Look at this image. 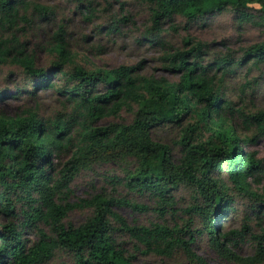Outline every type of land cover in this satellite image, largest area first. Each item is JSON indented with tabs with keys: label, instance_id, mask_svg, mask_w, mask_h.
I'll list each match as a JSON object with an SVG mask.
<instances>
[{
	"label": "trees",
	"instance_id": "obj_1",
	"mask_svg": "<svg viewBox=\"0 0 264 264\" xmlns=\"http://www.w3.org/2000/svg\"><path fill=\"white\" fill-rule=\"evenodd\" d=\"M137 1L151 7L156 30L146 41L154 47L162 42L161 24L175 16L185 18L188 23H199L230 7L239 21H246L253 17L248 12L250 5L257 4L261 7L259 18L264 21V0ZM79 6L89 16L94 12L91 2H81ZM34 9L45 14L43 18L53 15L43 6ZM28 11L25 0H0V65L15 64L28 80L23 90L6 91L0 97H16L21 91L29 96L50 91L72 104L75 117L80 118H100L105 112L117 116L122 109L138 106L130 124L83 126L81 144L75 146L69 161L74 164L71 166L74 173L68 180H61L64 188L78 171L75 161L86 159L91 150L105 147L112 154L105 161L117 164L122 172V177L112 179V183L150 199L153 210L161 217L177 212L180 200L176 193L184 190L190 197V204L183 210L189 214V221L194 218L205 221L203 228L188 229L183 234L176 225L171 228L154 223L148 227H130L113 207L126 206L137 211H146L148 207L97 193L77 206L90 209L92 216L77 227L66 226L63 220L69 206L67 209L55 202L60 180L50 175V164L53 156L69 145V127L60 120L49 123L36 111L28 110L15 117L0 115V217L7 218L0 223V264H41L49 261L56 250L74 252L76 264H130L115 247L111 219L149 250L171 257L181 249L202 262L189 248L198 236L207 235L217 248L223 240H230V236H241L240 231H223L224 224L221 227L223 220L228 219L227 223L233 220L228 217L236 210L235 192L240 198L251 200L252 216L264 219V192L258 194L252 190V183L258 181L263 167L256 152L249 150L259 136H264V112L248 118L257 128V134L241 138L232 123L231 104L219 92L215 76H210L213 68L224 69L223 80L235 74V67L248 58L258 67L264 61V44L252 46L236 62L221 59L204 63L201 55L205 44L198 43L189 60L185 57L189 52L173 58V70L181 73L180 79L171 83L135 76L132 66L87 70L74 63L58 34L51 47L58 59L47 67H37L34 57L17 44L22 24L30 21ZM187 118L192 119L191 124H185ZM165 127L179 132L181 150L177 159L168 144L154 138L153 132ZM40 225L49 227L53 237L46 238ZM245 230H249L247 224L243 226ZM28 231H37L41 239L28 243L23 238ZM258 247L264 255V242Z\"/></svg>",
	"mask_w": 264,
	"mask_h": 264
},
{
	"label": "rangeland",
	"instance_id": "obj_2",
	"mask_svg": "<svg viewBox=\"0 0 264 264\" xmlns=\"http://www.w3.org/2000/svg\"><path fill=\"white\" fill-rule=\"evenodd\" d=\"M25 1L29 4L27 17L30 21L22 24L17 44L25 53L34 57L37 67H47L58 59L51 49L54 37L58 34L64 39L74 63L87 70L132 66L135 67V76L154 77L171 83L177 82L181 73L173 70V58H178L179 53L189 52L185 55L189 60L198 43L205 44L201 55L204 63L221 59L236 62L245 57V52L252 46L264 44V21L259 18L258 10L261 7L257 4L250 5L248 12L253 17L246 21H239V16L230 7L219 13L215 12L204 22L188 23L185 18L177 16L165 20L161 24L164 30L161 45L154 47L146 41L147 36L156 30L152 22L151 7L137 0ZM81 2L92 3L94 12L91 16L80 8ZM37 6L49 8L53 15L43 18L45 14L34 9ZM114 26L116 27L113 29ZM251 60L252 58H248L237 65L235 74L227 75L223 80L221 74L224 69L216 71L213 68L210 72V76L214 75L215 82L220 86L222 97L232 106V123L241 138L257 134V128L248 118L264 112V61L256 67ZM25 86H28V80L20 67L11 62L0 65V94L6 91L14 93L16 90H23ZM17 94L16 97H0V115L15 117L28 110L36 111L40 118L49 123L60 120L69 127V145L59 150L50 164V175L53 174L56 180H60V192L55 202L67 209L69 206L63 220L66 226L77 227L92 216L90 209L77 207L81 200L89 199L97 193H105L119 200L148 207L146 211L126 206L113 207L114 212L130 227H148L154 223L171 228L176 225L182 234L188 229L193 231L203 228L205 220L194 218L190 222L189 214L183 211L190 204V197L184 190L176 193L180 200L177 212H168L161 217L153 210L150 199L129 193L117 182L112 183V179L122 177V172L117 164L105 161L111 154L105 147L91 150L86 159L75 161L78 171H75L73 179L64 188V181L61 180H68L71 173H74L71 168L74 164L69 161L73 158L75 146L81 144L83 126L100 128L113 124H130L138 110L137 105H132L130 110L122 109L117 116L105 112L100 118H80L75 117L73 105L56 93L47 91L29 96L21 91ZM191 123L192 119L187 118L185 124ZM153 134L155 139L168 144L176 159L180 157L179 132L176 128L157 129ZM258 139L249 146V150L256 152L263 169L258 175V181L252 183V190L263 194L264 136H259ZM233 198L236 210L230 212L228 217L233 220L230 223H227L228 219L223 220L221 227L224 224L223 231H240L241 236H230V240H223L219 248L212 244L207 235L198 236L189 248L202 262L192 259L181 249H177L171 257L149 250L129 232L121 230L120 225L111 219L115 247L130 264H264V255L258 250L259 243L264 242V219L250 214L251 200L240 198L236 192ZM6 219L0 217V223L6 222ZM245 224L249 226L248 231H243ZM39 228L46 238L53 237L49 227L40 225ZM23 238L28 239L30 244L41 239L37 231H28ZM184 239H187V235ZM41 264H76L74 252L56 250L49 261Z\"/></svg>",
	"mask_w": 264,
	"mask_h": 264
}]
</instances>
